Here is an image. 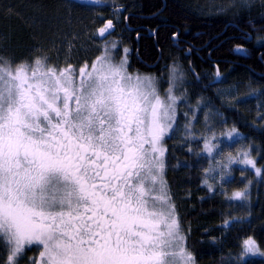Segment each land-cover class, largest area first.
Here are the masks:
<instances>
[{
	"label": "snow or ice",
	"instance_id": "6c2138e0",
	"mask_svg": "<svg viewBox=\"0 0 264 264\" xmlns=\"http://www.w3.org/2000/svg\"><path fill=\"white\" fill-rule=\"evenodd\" d=\"M113 28L109 19L97 34ZM116 46L79 67L0 57L2 264H21L33 247L38 254L27 264H196L164 179L163 142L180 98L172 81L162 97L153 78L130 74L128 49L117 62ZM222 135L239 143L235 128ZM212 139L204 138L206 174L228 181L238 164L261 175L248 150L216 160L213 150L224 156L230 145ZM242 247L264 255L251 237Z\"/></svg>",
	"mask_w": 264,
	"mask_h": 264
},
{
	"label": "trees",
	"instance_id": "16d2710c",
	"mask_svg": "<svg viewBox=\"0 0 264 264\" xmlns=\"http://www.w3.org/2000/svg\"><path fill=\"white\" fill-rule=\"evenodd\" d=\"M223 2L106 0L91 6L71 0H0V57L13 62L47 57L57 67L67 60L79 67L117 43L130 51V73L164 78L170 64H179L192 105L204 103L225 121L228 132L239 133V143L222 142L230 145L225 155L248 150L261 169L257 176L254 169L234 164L228 181H214L209 192L204 180L212 185L205 173L211 158L202 150L204 141L187 140L180 128L187 121H178L165 139L164 179L187 248L196 264H264V259L244 260L242 253L249 237L264 253V0ZM116 12V34L99 37L98 28ZM116 35L120 41L113 42ZM225 86L231 89L227 96L219 92ZM245 187V199H230ZM29 254L26 249L24 260ZM5 259L0 248V264Z\"/></svg>",
	"mask_w": 264,
	"mask_h": 264
},
{
	"label": "rangeland",
	"instance_id": "374dc122",
	"mask_svg": "<svg viewBox=\"0 0 264 264\" xmlns=\"http://www.w3.org/2000/svg\"><path fill=\"white\" fill-rule=\"evenodd\" d=\"M71 1L76 2V3H80V4L91 5V6L100 5V4L106 2V0H101L100 3H93L92 0H71ZM207 1L210 5L216 1H224L223 3H227L226 5L228 6V2H233V3L237 2L240 5H247L250 2H252L253 0H207ZM119 13L120 12H116L112 15V17H113L112 20L115 24L120 23ZM117 34H119V33H117ZM117 36L113 37V38L116 39ZM103 39H106V37ZM115 44L117 45L116 48L110 49V50H111V54H112V57L114 58V60L119 62L121 57L124 55V49H128V48L121 46L117 43H115ZM110 46H111V44H110ZM110 46H108V47H110ZM102 53H103V50L99 53V55H101ZM129 55H130V51L128 49V53H127L128 64H129ZM128 64H127V70H128ZM173 69H175V72H173ZM183 73L184 72H182L178 66L172 65V66H170V69L167 70V73L164 76V78L153 76V75H150V76L143 75V74L140 75L142 77L153 78L155 81L157 91L160 93V95L162 97L166 96L167 90L170 87V81H172L173 94L175 96H177L178 98H180L177 100V105H176L177 115H176V123L173 126L174 130L171 131L170 135L166 136L165 139L169 138L171 136V134H173L176 131V128L178 127L177 126L178 121H180V122L187 121L186 124H183V126L180 128L182 129L184 136L185 137H186V135L188 136L186 139L189 141L191 139H194V137L196 139H200V140L204 141V138L207 137L211 141L212 144H215V143H217V140L212 139L213 133H215V136L219 139L220 143L227 140L226 136L222 135V134H225L228 132V129L225 128V126H224L225 121L223 119L219 118L217 116V114H213L207 108L208 106L204 105V103H196V104L192 105L193 103L190 100H188V98H187L188 94H187V92H185V77H184L185 73L184 74ZM130 74L139 75L137 73H130ZM173 77H175V79H173ZM222 78H223L222 76L218 75V79L221 80ZM219 89H220L219 90L220 94L223 96H227L229 94V92H231L230 91L231 89H229L228 86H225V87L219 88ZM246 99H248V98H246ZM189 105L194 106V108L189 107ZM186 106L189 107L187 110H186ZM186 126L188 129L191 130V135L187 134ZM194 132L196 133L195 135L193 134ZM163 143L165 146V140ZM202 146H203L202 150L205 151L204 150V143L202 144ZM215 150L216 149L213 150V153ZM226 156L227 155H224L223 157H221V156H217V157L214 156V157L216 160H226L227 159ZM219 176H220V174L218 171L208 173V177H210V179L213 180L212 185H214V181H216L218 184L222 183ZM213 177H214V179H213ZM28 250L30 251V254L28 257L35 256L38 254L34 250V247L32 249H27V251ZM260 253H262V252L260 251ZM251 258L264 259V255H260L259 253L253 255V254L249 253V254H246V257L244 258V260L251 259ZM21 264H27V259L24 260V258H23L21 260Z\"/></svg>",
	"mask_w": 264,
	"mask_h": 264
},
{
	"label": "flooded vegetation",
	"instance_id": "af4514ba",
	"mask_svg": "<svg viewBox=\"0 0 264 264\" xmlns=\"http://www.w3.org/2000/svg\"><path fill=\"white\" fill-rule=\"evenodd\" d=\"M113 23H114V22H113ZM116 30H117V28H116V26H114V28L112 29V33H116ZM109 36H111V35H110V34L105 35L106 39H108ZM116 36H117V35H116ZM116 36H115V37H116ZM105 37H102V38H105ZM174 39H175V38H174ZM113 41H120V40H119V37L117 36V38L114 39ZM175 43H177L176 40H175Z\"/></svg>",
	"mask_w": 264,
	"mask_h": 264
},
{
	"label": "bare ground",
	"instance_id": "6f19581e",
	"mask_svg": "<svg viewBox=\"0 0 264 264\" xmlns=\"http://www.w3.org/2000/svg\"><path fill=\"white\" fill-rule=\"evenodd\" d=\"M121 27V26H120ZM107 34H112V30H110V32L109 33H106V35ZM114 35V34H113ZM175 40V39H174ZM104 44V43H103ZM104 45H106V44H104ZM109 46V45H108ZM171 63V62H170ZM174 65V64H173ZM169 66V65H168ZM170 66H171V64H170ZM174 66H177V64H175ZM180 65L178 64V67H179ZM184 68V67H183ZM169 69H170V67H169ZM166 71H167V69H166ZM137 73V72H136Z\"/></svg>",
	"mask_w": 264,
	"mask_h": 264
}]
</instances>
